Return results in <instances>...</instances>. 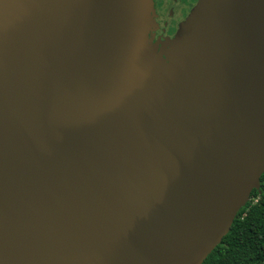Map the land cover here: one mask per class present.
<instances>
[{"label":"water","instance_id":"1","mask_svg":"<svg viewBox=\"0 0 264 264\" xmlns=\"http://www.w3.org/2000/svg\"><path fill=\"white\" fill-rule=\"evenodd\" d=\"M0 0V264H202L264 172V0Z\"/></svg>","mask_w":264,"mask_h":264},{"label":"trees","instance_id":"2","mask_svg":"<svg viewBox=\"0 0 264 264\" xmlns=\"http://www.w3.org/2000/svg\"><path fill=\"white\" fill-rule=\"evenodd\" d=\"M202 264H264V172L259 189L252 190L227 234Z\"/></svg>","mask_w":264,"mask_h":264},{"label":"flooded vegetation","instance_id":"3","mask_svg":"<svg viewBox=\"0 0 264 264\" xmlns=\"http://www.w3.org/2000/svg\"><path fill=\"white\" fill-rule=\"evenodd\" d=\"M197 0H154L157 27L153 31V41L162 45L166 38H172Z\"/></svg>","mask_w":264,"mask_h":264}]
</instances>
